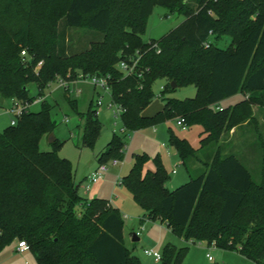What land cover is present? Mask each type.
I'll return each mask as SVG.
<instances>
[{
    "label": "trees",
    "instance_id": "obj_1",
    "mask_svg": "<svg viewBox=\"0 0 264 264\" xmlns=\"http://www.w3.org/2000/svg\"><path fill=\"white\" fill-rule=\"evenodd\" d=\"M64 2L63 9L37 8L40 3L30 0L26 8L14 0L16 6L10 4L9 9L20 11L14 16L26 23L17 29L2 22L8 7L0 8V97L32 102L37 97L30 95V85L42 96L57 78L100 76L108 79L112 100L126 110L121 121L130 132L178 117L187 127L201 126L205 138L199 149L168 132L169 147L188 171L187 183L169 190L170 176L160 158L152 160L154 171H146L150 158L136 155L122 185L146 220L166 221L167 228L186 241L236 250L264 264V142L253 145L262 152L257 183L235 154L224 155L222 146L225 134L250 119L254 105L264 109V0ZM158 6L185 19L159 41L142 42L147 18ZM50 10L54 14L48 18ZM72 29L92 33L79 35V50ZM221 34L231 38L229 48L212 44L211 36ZM134 57L139 64L127 76L119 65ZM160 80L162 109L144 117L155 98L152 86ZM172 83L176 88L194 86L196 95L168 98L176 89ZM238 93L242 100L217 109ZM50 110L43 101L37 113L28 111L16 126L0 131V251L24 241L36 264H141L124 245L119 211L106 199L81 197L82 182L75 183L71 162L58 156V140L51 151L40 150V140L55 128ZM88 110L80 117L84 146H92L102 128L92 101ZM124 147L113 135L97 155L98 164L123 160ZM207 148L212 150L201 159L199 152ZM192 160L202 167L194 178L187 168ZM79 207L83 210L78 213ZM184 250L166 245L159 263L181 264Z\"/></svg>",
    "mask_w": 264,
    "mask_h": 264
},
{
    "label": "rangeland",
    "instance_id": "obj_2",
    "mask_svg": "<svg viewBox=\"0 0 264 264\" xmlns=\"http://www.w3.org/2000/svg\"><path fill=\"white\" fill-rule=\"evenodd\" d=\"M17 2L19 0H16ZM26 8L30 6V0H20ZM33 0L35 3H40L37 8L43 6H55L64 8V0ZM189 1V0H187ZM16 6L14 0H1L0 8L3 5L8 7L7 14L1 17V20L8 27L17 29L23 23L18 22L14 15L20 11L9 9V5ZM47 4V5H45ZM44 8V7H43ZM9 14V15H8ZM48 18L54 14L49 11ZM4 19V21H3ZM185 19L183 14L174 12L171 14L167 8L158 6L149 14L145 32L141 36L142 42L159 41L160 38L169 33L174 27L179 25ZM52 20H54L52 18ZM71 38L75 45V50L81 49V44L78 43L79 35L92 34L87 30H71ZM85 37V36H82ZM89 37V36H88ZM87 38V36H86ZM212 44L219 48H229L231 38L228 35L221 34L211 36ZM36 69L41 66V63L36 64ZM164 81L160 80L153 84L152 92L155 98L152 103L146 107L142 113L144 117L153 116L161 111L162 101L159 98L161 87ZM31 96L37 97V87L29 86ZM196 95L194 86L186 88H176L173 93L167 95L173 99H192ZM42 97L45 98V104L51 107L50 120L55 123L53 136L58 140L59 146L57 154L59 157L67 159L71 162L72 171L74 173L75 183H80L91 171L98 166L97 155L101 153L104 147L111 141L113 135L119 136L125 143L123 149L124 159L119 160L114 166L113 160H109L106 165L108 171L104 178L97 184L90 185L87 189L80 186L79 193L87 199L98 198L106 199L112 203L113 208L117 209L124 216V245L133 256H137L141 264H160L154 261L153 257H147L144 254L145 250H155L160 256L163 254L166 245L176 247L178 250L185 248L181 264H255L244 256H241L236 250L221 249L214 244L208 245L203 241H186L183 237L167 228V222H152L142 219V210L132 200L130 193L121 184L115 187L113 183L118 178L125 177L130 171L136 155H146L150 158L144 167V170L154 171L153 159L159 157L164 169L167 170L170 176L169 190H174L180 185L187 183L190 180L187 169L181 164L179 155L169 147L168 132L172 131L177 137L184 138L188 141L192 149H199L201 140L205 138L201 135L202 127L193 125L187 129L176 125L175 121H164L158 125L146 127L137 131H128L124 128L120 118H114L112 112L106 108V104L110 102V94L99 87H94L87 80L71 82L68 85V91L60 85L58 80L53 81L45 89H43ZM101 99L103 105L95 107L96 101ZM242 99V95H238L230 100L223 101L220 105L228 107L234 105ZM93 102L94 108L98 111L97 120L102 125L99 136L94 140L92 146L83 144L82 137L84 133V121L80 117L86 114L89 110L90 102ZM9 105L8 100L0 97V106L6 108ZM41 109V103L32 105L31 112H36ZM10 117L1 113L0 115V131L6 129L9 125ZM47 136L40 140L39 148L43 152L52 150V146L47 142ZM264 142V109L254 105L251 108L250 119L239 127L238 130H231L224 135L223 152L225 154H235L245 167L250 171L253 182H259L262 152L259 146H254L255 141ZM212 148L199 152L201 159L206 158ZM264 165V164H263ZM190 176L192 178L198 176L202 167L195 160L188 163ZM176 170V174L173 171ZM82 208H77V212H81ZM162 224V225H161ZM138 234V241L132 242V236ZM16 241L0 251V264H36L32 252L25 255L18 254L16 250ZM210 258V259H209Z\"/></svg>",
    "mask_w": 264,
    "mask_h": 264
},
{
    "label": "built area",
    "instance_id": "obj_3",
    "mask_svg": "<svg viewBox=\"0 0 264 264\" xmlns=\"http://www.w3.org/2000/svg\"><path fill=\"white\" fill-rule=\"evenodd\" d=\"M206 46H208L207 43H206ZM138 61H139V58L134 57L131 59L129 63L122 62L119 65V68L122 71H124L127 76H129L130 74L135 72L136 67L139 64ZM56 80L59 81L60 85L64 88L65 91H68V85L71 82L87 80V82H89L94 87H99L105 92L107 91L108 94H110L108 79L104 77L78 75L75 81H68V80L66 81V80L59 79V78H57ZM8 101H9V105L6 108L0 106V115L1 113H3L4 115H8L10 117L9 126H16L19 120L22 118V116L25 113H28V111H30V107L32 105H37V103H42L44 101V98L42 96H37V98H35L34 101L32 102L18 101L16 99H9ZM101 105H103V102L101 101V99L97 100L95 107L98 108ZM106 108L112 112V115L114 118L118 117L121 119V116L126 112V110L120 104L112 100L111 94H110V102L106 104ZM217 109L219 111H222V108L220 107ZM93 110L95 111V115L98 116V111L94 108V105H93ZM175 123L176 125L181 126L183 129L187 127L186 123H184V119L181 117H178L175 120ZM118 162L119 160L116 159L113 161L112 164L116 166ZM107 171H108V166L106 164L104 163L98 164L97 168L91 171V173L86 177L84 185H83L84 188L89 189L88 187L90 185L99 183L104 178ZM121 184H122V178H118L117 181L115 182V185L117 186ZM124 218L127 219L125 216ZM138 234L136 235L138 236ZM17 250L20 253H26L27 251H29V246L24 241H20L17 244ZM144 254L147 257H153L154 261L156 262H159L161 259V256L155 250H152V249L145 250Z\"/></svg>",
    "mask_w": 264,
    "mask_h": 264
},
{
    "label": "crops",
    "instance_id": "obj_4",
    "mask_svg": "<svg viewBox=\"0 0 264 264\" xmlns=\"http://www.w3.org/2000/svg\"><path fill=\"white\" fill-rule=\"evenodd\" d=\"M238 95H242V94H241V93H238ZM238 95H236V96H238ZM236 96L230 97V98L225 99V100H230L231 98H235ZM242 99H243V95H242ZM242 99H241V100H242ZM225 100H223V101H225ZM44 101H45V98H44ZM221 103H222V102H221ZM221 103H220V104H221ZM220 104H219L218 106H219L220 108H223L224 106L222 107ZM161 106H162V105H161ZM228 106H232V105H228ZM187 128H188V127H186V129H187ZM46 138H47V137H46ZM48 144H49V145H52V144H50L49 142H48ZM181 164H182V163H181ZM173 174H176V170L173 171ZM86 177H87V176H86ZM85 179H86V178L83 179V181H82V183H81L80 186H83V185H84ZM170 180H171V179H170ZM170 180H169L168 183H167V187H168L169 184H170ZM115 182H116V181H115ZM113 185H114L115 187L118 186V185L116 186L115 183H113ZM83 188H84V186H83ZM178 188H179V187H178ZM176 189H177V188H176ZM87 190H88V189H87ZM174 190H175V189H174ZM80 195H81V194H80ZM81 197L84 198V199H86L85 196H82V195H81ZM108 202L112 205V203H111L110 201H108ZM143 216H144V213H143V211H142V216H141L142 219H141V220H145V217H143ZM152 222H154V221H152ZM155 222H157V221H155ZM161 225H162V224H161ZM16 243L18 244L17 241H16ZM15 252H17L18 254H21V255H25V254L28 253L29 251H27L26 253H20V252H18V250H17V245H16V250H15ZM26 264H27V262H26Z\"/></svg>",
    "mask_w": 264,
    "mask_h": 264
},
{
    "label": "water",
    "instance_id": "obj_5",
    "mask_svg": "<svg viewBox=\"0 0 264 264\" xmlns=\"http://www.w3.org/2000/svg\"><path fill=\"white\" fill-rule=\"evenodd\" d=\"M171 88L172 89L176 88L175 83L171 84ZM54 141H55V137L53 136V134H50L47 136V142H49L50 144H54ZM138 240H139L138 236L134 233V235L132 236V242L138 241Z\"/></svg>",
    "mask_w": 264,
    "mask_h": 264
}]
</instances>
